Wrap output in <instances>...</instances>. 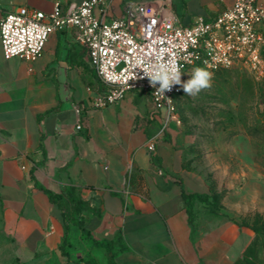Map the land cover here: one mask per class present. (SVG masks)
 <instances>
[{
  "label": "crops",
  "instance_id": "0c3cea01",
  "mask_svg": "<svg viewBox=\"0 0 264 264\" xmlns=\"http://www.w3.org/2000/svg\"><path fill=\"white\" fill-rule=\"evenodd\" d=\"M108 1L109 14L120 16L129 3L157 0ZM234 1L171 3L179 21L191 25ZM20 6L50 12L54 0H2L0 16ZM102 89L72 26L52 33L35 60L7 59L0 40V229L23 264H264V233L242 223L264 213V157L190 154L192 140L175 118L152 152L147 141L166 110L141 90L96 108ZM212 181L224 192L220 214L196 200L192 223L184 192L208 193ZM70 187L88 207L70 219L67 257L60 249L64 209L43 188L59 193L70 210ZM76 219L98 239L121 235L126 248L111 262Z\"/></svg>",
  "mask_w": 264,
  "mask_h": 264
},
{
  "label": "built area",
  "instance_id": "2783aa9c",
  "mask_svg": "<svg viewBox=\"0 0 264 264\" xmlns=\"http://www.w3.org/2000/svg\"><path fill=\"white\" fill-rule=\"evenodd\" d=\"M109 12L108 0L68 5L54 0L50 12L27 6L9 10L0 16L4 56L35 60L52 33L74 27L103 84L93 100L94 107L119 103L128 91L141 90L150 93L158 109L166 110L162 128L147 141L152 152L171 119L180 122L175 97L181 87L174 86L164 97L156 93L147 77L140 78L151 64L172 63L184 72L200 62L210 72L240 67L255 79L264 78V3L259 0H235L216 18L198 17L191 25L179 21L171 0L129 3L120 16ZM135 73L137 78L131 80ZM76 111L80 113L81 108Z\"/></svg>",
  "mask_w": 264,
  "mask_h": 264
},
{
  "label": "rangeland",
  "instance_id": "374dc122",
  "mask_svg": "<svg viewBox=\"0 0 264 264\" xmlns=\"http://www.w3.org/2000/svg\"><path fill=\"white\" fill-rule=\"evenodd\" d=\"M211 73L210 89L195 98L185 94L177 100L178 109L185 107L189 119L184 124L178 113L182 129L191 131L188 138L194 150L190 154L264 157V78L255 79L240 67ZM16 252L17 246L0 229V264H11Z\"/></svg>",
  "mask_w": 264,
  "mask_h": 264
},
{
  "label": "trees",
  "instance_id": "16d2710c",
  "mask_svg": "<svg viewBox=\"0 0 264 264\" xmlns=\"http://www.w3.org/2000/svg\"><path fill=\"white\" fill-rule=\"evenodd\" d=\"M262 55L264 57V48L262 50ZM204 68L200 62L196 64V66H189L184 71L183 81H187L190 76L189 73L194 68ZM220 70V69H219ZM185 96V93L183 89L181 88L180 93H178L175 97V104H176V112L180 114V117L184 124H187L189 119L186 115V109L185 107H180L178 109L177 106V100L180 96ZM178 114V115H179ZM187 132H191L189 129H187ZM186 166H190V161L186 162ZM45 192L48 193L49 197L52 201L58 202V204L64 209V227H65V233L63 236L62 243L60 244V249L62 251V254L64 256L70 257V253L68 251V246H70V219L72 215H79L84 209L88 207V204L86 201H84L81 197H79L75 189L70 187L66 191V195L70 199L72 203V209H67L66 204L60 200L61 195L59 193H54L51 190L47 188H43ZM224 196V192L218 191L216 188L215 183L212 181L210 184V192L208 193H188L184 192V198L187 202V209L189 214V219L192 223H194L196 219V211H195V201L199 200L203 202L210 212L215 214H220V210L222 208V199ZM81 229H82V235L84 238L91 241L93 244H95L98 247H104L107 249V251L110 253V261L112 262L114 255L121 250H124L126 246L122 243V236L119 235L115 239L107 240V239H98L94 237L90 231L85 227L84 222L81 219H76L74 221ZM243 224L249 225L252 227L256 232L258 233H264V213L256 212L251 219L244 218L242 220ZM8 240L10 241L11 238L7 235ZM81 262V261H80ZM89 262V259L86 261V263ZM11 264H23L22 260L17 256L13 259V262ZM112 264H115L112 262Z\"/></svg>",
  "mask_w": 264,
  "mask_h": 264
},
{
  "label": "clouds",
  "instance_id": "9594fccd",
  "mask_svg": "<svg viewBox=\"0 0 264 264\" xmlns=\"http://www.w3.org/2000/svg\"><path fill=\"white\" fill-rule=\"evenodd\" d=\"M184 72L172 63H153L143 70V77H147L150 85L156 88V93L164 97V94L171 91L174 86H180L187 96L197 97L202 91L212 87L213 74L206 68H194L189 73L187 81L182 80ZM137 78L135 73L134 80ZM159 85V87H157ZM171 101V100H170Z\"/></svg>",
  "mask_w": 264,
  "mask_h": 264
}]
</instances>
